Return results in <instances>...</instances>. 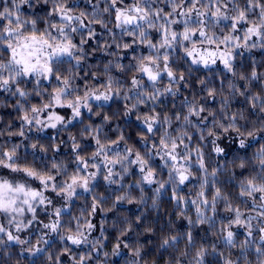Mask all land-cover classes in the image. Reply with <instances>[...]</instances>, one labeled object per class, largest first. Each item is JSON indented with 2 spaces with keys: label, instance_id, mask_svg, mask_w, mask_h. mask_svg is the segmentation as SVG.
Listing matches in <instances>:
<instances>
[{
  "label": "clouds",
  "instance_id": "9594fccd",
  "mask_svg": "<svg viewBox=\"0 0 264 264\" xmlns=\"http://www.w3.org/2000/svg\"><path fill=\"white\" fill-rule=\"evenodd\" d=\"M123 7L0 0V264H264V0Z\"/></svg>",
  "mask_w": 264,
  "mask_h": 264
},
{
  "label": "snow or ice",
  "instance_id": "6c2138e0",
  "mask_svg": "<svg viewBox=\"0 0 264 264\" xmlns=\"http://www.w3.org/2000/svg\"><path fill=\"white\" fill-rule=\"evenodd\" d=\"M130 2H131V0H130ZM130 2H129V3H130ZM188 2L190 3L191 0H188ZM124 4H127V3L125 2V0H121V3H119V4L116 3V0H113V7H114V10H115V22H116V24H117L118 27L121 25V23H125V24H126V23H129V22L133 21V20H137V16L128 15L129 12H134V13H136L137 15H138L139 12H140V9H139V8H135V7L132 8V9H128V10H126V9L123 7ZM69 10H71V6H69ZM145 10H146V8H145ZM56 11L58 12V14H59V16H60V19H62V20H68V21H71V20L73 19V17H71V16H66L65 13L60 12L59 8H57ZM180 15H183V13H180ZM140 19H143V18L141 17ZM165 31H166V29H165ZM12 35H13V34H12L11 32L8 33V36H9V37H11ZM201 35H203V33H201ZM173 39H175V36L173 37ZM33 41H34V42L36 41L35 36H33ZM44 43H45V44H48V42H47L46 40L44 41ZM34 46H35L34 44H33V45H27V44H26V45H25V47H34ZM49 47H51V45H49ZM9 51H11V55H12L13 57H16L17 53H16L15 51H12L11 49H9ZM56 52H57V49L53 48V49H52V55L54 56V55L56 54ZM60 52H61V54H70V50L67 49V48H65V49H61ZM188 55H189L190 57H192V56H194V53H191V52H190V53H188ZM211 55H212V57H213V62H215V52H214V51L211 52ZM51 58H52V57L49 56V62L51 61ZM221 58H222V62L227 63V59H228V58H227V56H226L223 52L221 53ZM21 59L24 60V65H23V67H24V74H25V75H31V72L29 71V68H30V67L32 68L33 71H34L37 67H39V68H43L45 73H47L48 75L51 74L52 69H51V67H50V63H49L48 66H44V65H41V64L39 63L38 59H37L34 63H31V59H32V58H31V55L25 57V56H24V53H23V50H21ZM194 62H195V61H194ZM205 63H206V58H205ZM144 71H145V74H146L147 76H149L150 78H155V74H153V73L151 72L150 67H145ZM169 75H171V73H169ZM165 147H167V145H165ZM172 159H175V158L172 157ZM74 180H75V178H74ZM182 182H183V181H182ZM8 187L11 189V185H8ZM3 189H4V184H3V183H0V192H2ZM20 189L23 191V186H20ZM33 195L35 196V195H37V194H36V193H33ZM58 214H59V213H58ZM53 227H55V226H53ZM229 235H231V233H229Z\"/></svg>",
  "mask_w": 264,
  "mask_h": 264
},
{
  "label": "trees",
  "instance_id": "16d2710c",
  "mask_svg": "<svg viewBox=\"0 0 264 264\" xmlns=\"http://www.w3.org/2000/svg\"><path fill=\"white\" fill-rule=\"evenodd\" d=\"M125 2H126V3H129V2H130V0H125Z\"/></svg>",
  "mask_w": 264,
  "mask_h": 264
}]
</instances>
